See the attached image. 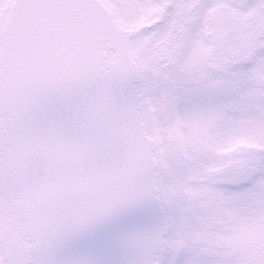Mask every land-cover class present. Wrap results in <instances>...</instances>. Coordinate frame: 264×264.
Instances as JSON below:
<instances>
[{
	"label": "snow or ice",
	"instance_id": "obj_1",
	"mask_svg": "<svg viewBox=\"0 0 264 264\" xmlns=\"http://www.w3.org/2000/svg\"><path fill=\"white\" fill-rule=\"evenodd\" d=\"M0 264H264V0H0Z\"/></svg>",
	"mask_w": 264,
	"mask_h": 264
}]
</instances>
